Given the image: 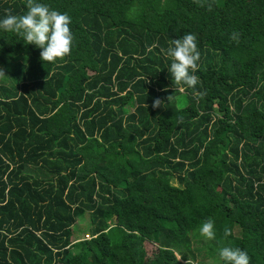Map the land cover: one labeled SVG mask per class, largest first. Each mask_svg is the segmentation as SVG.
<instances>
[{
    "label": "trees",
    "instance_id": "obj_1",
    "mask_svg": "<svg viewBox=\"0 0 264 264\" xmlns=\"http://www.w3.org/2000/svg\"><path fill=\"white\" fill-rule=\"evenodd\" d=\"M38 2L73 43L43 63L0 29V264H197L225 246L264 264V0ZM26 11L0 0V20ZM181 28H201L183 91L161 51Z\"/></svg>",
    "mask_w": 264,
    "mask_h": 264
},
{
    "label": "clouds",
    "instance_id": "obj_2",
    "mask_svg": "<svg viewBox=\"0 0 264 264\" xmlns=\"http://www.w3.org/2000/svg\"><path fill=\"white\" fill-rule=\"evenodd\" d=\"M201 7L205 6L204 0H194ZM211 10V5H208ZM26 13L24 15L8 14L0 20V29L15 33L25 44L35 45L42 49L40 60L48 63H55L70 55L73 43V35L70 29L71 17L67 13L52 10L48 5L39 3L38 0H26ZM240 33L233 32L229 39L239 43ZM170 58L171 64L168 68L172 80L176 85L195 88L199 79L194 73L198 70L200 52L197 47L195 34H184L181 38L172 39L170 46L161 49ZM7 77L3 68H0V78ZM171 95L167 98L170 99ZM162 105L159 99L153 101L152 107ZM147 107V105H146ZM199 235L205 240H214V222L211 219L205 221L198 229ZM225 237L231 235V229L225 227ZM218 256L224 264H250V257L247 252L231 246H225L218 250Z\"/></svg>",
    "mask_w": 264,
    "mask_h": 264
},
{
    "label": "rangeland",
    "instance_id": "obj_3",
    "mask_svg": "<svg viewBox=\"0 0 264 264\" xmlns=\"http://www.w3.org/2000/svg\"><path fill=\"white\" fill-rule=\"evenodd\" d=\"M177 19L178 20H181V16L178 15L177 16ZM200 29L201 28H198V32L196 33H192V32H189L187 29L185 28H181L180 32H181V35L183 36L184 34H188V33H192V34H195L196 37H197V41L200 42L201 40V35H200ZM3 81L4 84H6L7 82V85L11 83V81L9 80V78L7 77H4V78H0V81ZM71 238L72 239H81V238H85V239H88V235H87V222H86V218H79L77 219V221L73 224L72 226V229H71ZM147 249H151V245L148 244L146 245ZM220 259H217L215 257H212V258H207L205 260H202L201 262L197 263V264H220ZM195 264V263H194Z\"/></svg>",
    "mask_w": 264,
    "mask_h": 264
}]
</instances>
